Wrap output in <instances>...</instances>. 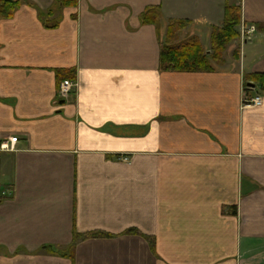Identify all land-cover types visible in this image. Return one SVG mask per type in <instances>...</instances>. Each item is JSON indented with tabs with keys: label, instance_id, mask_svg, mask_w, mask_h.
Wrapping results in <instances>:
<instances>
[{
	"label": "crops",
	"instance_id": "crops-1",
	"mask_svg": "<svg viewBox=\"0 0 264 264\" xmlns=\"http://www.w3.org/2000/svg\"><path fill=\"white\" fill-rule=\"evenodd\" d=\"M11 1L0 264H264V0ZM226 7L213 70H159L171 22L210 53Z\"/></svg>",
	"mask_w": 264,
	"mask_h": 264
},
{
	"label": "trees",
	"instance_id": "trees-1",
	"mask_svg": "<svg viewBox=\"0 0 264 264\" xmlns=\"http://www.w3.org/2000/svg\"><path fill=\"white\" fill-rule=\"evenodd\" d=\"M63 6L73 7L76 0H58ZM16 2L11 0H0V19L11 16ZM239 10L232 7H226L223 25L220 28H214L211 32V51L206 53L195 37L172 44L175 33L182 28L181 22H171L167 27V39L160 46L159 70L164 72L193 73L202 71H211L215 64L222 60L223 52L227 46L237 37L236 28L239 24ZM144 22H151L148 17L143 18ZM258 81L264 85V75L257 77ZM86 238V237H82ZM76 241V236H74ZM73 241V246L75 244Z\"/></svg>",
	"mask_w": 264,
	"mask_h": 264
},
{
	"label": "built area",
	"instance_id": "built-area-1",
	"mask_svg": "<svg viewBox=\"0 0 264 264\" xmlns=\"http://www.w3.org/2000/svg\"><path fill=\"white\" fill-rule=\"evenodd\" d=\"M75 85L71 81H63L58 88V97L62 100L68 99L73 93ZM262 104L261 96L244 99V106L248 108L260 107ZM17 142L16 138H8L0 144V151L8 152L13 149L14 144ZM127 161V159H123Z\"/></svg>",
	"mask_w": 264,
	"mask_h": 264
},
{
	"label": "water",
	"instance_id": "water-1",
	"mask_svg": "<svg viewBox=\"0 0 264 264\" xmlns=\"http://www.w3.org/2000/svg\"><path fill=\"white\" fill-rule=\"evenodd\" d=\"M248 86H251L252 87V85H248Z\"/></svg>",
	"mask_w": 264,
	"mask_h": 264
}]
</instances>
